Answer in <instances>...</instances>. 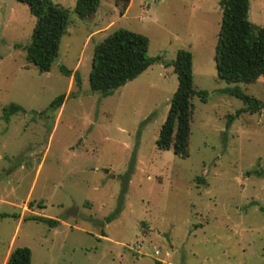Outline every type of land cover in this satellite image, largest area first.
<instances>
[{
  "label": "rangeland",
  "instance_id": "rangeland-1",
  "mask_svg": "<svg viewBox=\"0 0 264 264\" xmlns=\"http://www.w3.org/2000/svg\"><path fill=\"white\" fill-rule=\"evenodd\" d=\"M219 2L131 0L120 16L101 0L88 21L70 13L58 60L41 73L25 60L35 19L26 5L0 0V264L17 247L30 249L32 264H264V109L235 116L243 104L225 92L264 102V77L218 78ZM248 17L264 27V0H249ZM120 28L145 36L148 56L160 60L102 97L88 80L94 47ZM179 50L192 55L194 88L208 93L192 101L185 159L156 146ZM60 67L77 71L80 85ZM59 95L62 106L50 108ZM11 104L21 110L6 123ZM73 208L76 217H65Z\"/></svg>",
  "mask_w": 264,
  "mask_h": 264
},
{
  "label": "trees",
  "instance_id": "trees-1",
  "mask_svg": "<svg viewBox=\"0 0 264 264\" xmlns=\"http://www.w3.org/2000/svg\"><path fill=\"white\" fill-rule=\"evenodd\" d=\"M16 1L26 5L35 19L31 42L25 47V60L41 73L49 72L58 60L60 44L70 22V13L73 12L81 21H88L95 16L101 3V0H76L74 8L70 10L51 0ZM130 1L113 0L120 16L125 14ZM219 6L222 15L214 55L217 76L228 84L255 83L264 77V27L250 22L249 0H220ZM148 45L145 36L126 29L120 28L106 36L94 47L88 79L91 91L107 97L136 79L152 64L159 62V57L148 56ZM171 65L178 85L156 139V146L159 150H171L178 158L185 159L189 155L190 121L194 110L192 101L197 97L206 102L208 93L194 88L192 55L189 51L179 50ZM59 72L67 78L73 77L75 85H80L77 71L60 67ZM225 92L243 104L235 116L244 113L257 114L264 109V102L247 95L239 88ZM64 99L65 95H59L51 102L50 108L59 109ZM20 110L21 107L15 104L4 107L3 120L8 123L10 117ZM233 118L234 116H230L228 123ZM28 206L32 208L35 203L29 202ZM36 206L41 207L40 204ZM260 210L264 212V208ZM118 214L117 209L107 217V222ZM27 220L40 222L51 228L59 225L57 220L41 216H31ZM5 264H32L30 249H13ZM155 264L162 263L155 261Z\"/></svg>",
  "mask_w": 264,
  "mask_h": 264
},
{
  "label": "built area",
  "instance_id": "built-area-1",
  "mask_svg": "<svg viewBox=\"0 0 264 264\" xmlns=\"http://www.w3.org/2000/svg\"><path fill=\"white\" fill-rule=\"evenodd\" d=\"M134 252L138 253V254H142V251H141V247L139 245H136V247L132 248ZM159 254V251L158 250H155L154 251V257H157V255ZM159 261V260H158Z\"/></svg>",
  "mask_w": 264,
  "mask_h": 264
},
{
  "label": "water",
  "instance_id": "water-1",
  "mask_svg": "<svg viewBox=\"0 0 264 264\" xmlns=\"http://www.w3.org/2000/svg\"><path fill=\"white\" fill-rule=\"evenodd\" d=\"M77 209H70L65 213V217H76Z\"/></svg>",
  "mask_w": 264,
  "mask_h": 264
},
{
  "label": "crops",
  "instance_id": "crops-1",
  "mask_svg": "<svg viewBox=\"0 0 264 264\" xmlns=\"http://www.w3.org/2000/svg\"><path fill=\"white\" fill-rule=\"evenodd\" d=\"M130 5V4H129ZM129 7V6H128Z\"/></svg>",
  "mask_w": 264,
  "mask_h": 264
}]
</instances>
